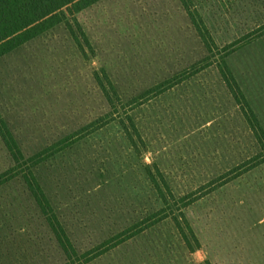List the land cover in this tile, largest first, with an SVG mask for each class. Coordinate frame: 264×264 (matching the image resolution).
I'll return each mask as SVG.
<instances>
[{"label": "rangeland", "instance_id": "1", "mask_svg": "<svg viewBox=\"0 0 264 264\" xmlns=\"http://www.w3.org/2000/svg\"><path fill=\"white\" fill-rule=\"evenodd\" d=\"M194 1L213 51L181 0H103L71 17L73 31L63 23L0 59V113L26 158L106 115L107 92L127 101L212 64L136 110L141 156L111 126L35 169L71 256L24 176L1 185L0 264H83L163 208L172 216L88 264H264V162L214 190L264 160L220 69L230 44L264 24V0ZM227 63L264 128V35ZM15 165L0 133V175Z\"/></svg>", "mask_w": 264, "mask_h": 264}, {"label": "trees", "instance_id": "2", "mask_svg": "<svg viewBox=\"0 0 264 264\" xmlns=\"http://www.w3.org/2000/svg\"><path fill=\"white\" fill-rule=\"evenodd\" d=\"M101 1L103 0H0V59L63 23L70 27L73 31L74 27L71 17L76 18L78 13L99 4ZM181 1L194 25L198 29L199 33H201L200 36L205 38L204 40L206 45L210 51H213V45L207 38L209 30L206 31L207 33H204L203 28H201V23L204 22V19L200 15L199 10L194 3L195 1ZM263 35L264 24L259 26L253 32L246 34L243 38L230 44L227 54L220 63V69L224 75L225 82L227 83L230 93L236 97L239 103L244 104L245 107L243 109L247 113L246 117L248 118L253 131L264 144V128L257 115L252 110L250 102L246 98L234 76V73L227 63L229 55ZM210 59L211 58L209 57L205 61L194 64L191 68L192 71L190 69H186L182 73L168 78L147 91L137 96H133L127 101H124L123 97H121L119 93L117 94V92L115 93V96H112L107 92L106 95L112 107L106 115L99 116L89 124L79 128L64 138L59 139L53 144H50L46 148L28 158L24 155L7 122L0 113V133L9 148L11 156L16 162L13 169L0 175V186L22 174L29 186V189L35 196L37 202L56 231L63 248L66 250L68 255L71 256V250L73 249L71 240L68 236H66V234L61 233L59 228L56 227L53 220L54 216L51 210L52 207L41 186V183L36 177L35 169L43 165L48 160L55 158L56 155L63 150L81 142L88 136L100 134L104 129L111 126L116 127V134L124 141L128 142L132 149L139 156H141L144 151H147V145L143 140L142 133L140 131L137 116L135 115L136 110L141 108L143 105L152 102V100L156 97H159L168 92L170 89L178 86L186 79L187 76L192 75L194 73L193 71L196 73L212 65L211 62H209ZM140 141L142 146L140 145ZM261 162H264V160H256L255 158H253V160L245 161L240 166H237L233 170L218 178L214 182L217 184L214 190L243 176ZM146 169L151 181L155 183L156 190L161 193L160 197L165 200L166 204H169V198H167L162 186H160L161 183L157 178L153 167L148 166ZM193 201L194 200L191 199L187 200L186 205L191 204ZM171 216L172 214H169L165 208L148 215L146 218L134 223L117 236L104 242L93 251L94 253L91 251L88 252L85 255L86 259L83 264H88L120 245L136 238Z\"/></svg>", "mask_w": 264, "mask_h": 264}]
</instances>
